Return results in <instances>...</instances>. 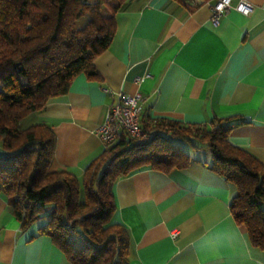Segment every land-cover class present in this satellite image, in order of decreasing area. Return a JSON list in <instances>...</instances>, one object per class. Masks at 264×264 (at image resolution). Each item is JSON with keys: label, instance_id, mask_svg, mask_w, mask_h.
<instances>
[{"label": "crops", "instance_id": "obj_1", "mask_svg": "<svg viewBox=\"0 0 264 264\" xmlns=\"http://www.w3.org/2000/svg\"><path fill=\"white\" fill-rule=\"evenodd\" d=\"M214 1L126 0L120 6L111 43L94 60L99 81L80 74L65 95L27 117V125L45 124L55 135L50 172L82 181L107 147L96 130L119 93L142 96V129L159 120L199 126L225 120L228 142L264 164V0H246L253 5L248 15L232 0L216 24L210 21ZM181 145L190 158L186 168L146 167L112 186L111 222L126 230L128 264H264V251L251 245L230 212L235 185L211 170L206 150ZM37 230L38 224L21 229L0 192V264H70Z\"/></svg>", "mask_w": 264, "mask_h": 264}, {"label": "trees", "instance_id": "obj_2", "mask_svg": "<svg viewBox=\"0 0 264 264\" xmlns=\"http://www.w3.org/2000/svg\"><path fill=\"white\" fill-rule=\"evenodd\" d=\"M125 1L0 0V192L21 229L38 224L37 235L48 236L70 264H128L126 230L111 222L112 186L146 167L186 168L190 158L181 144L187 143L206 150L211 170L235 185L232 217L264 251V164L228 142L225 120L214 118L209 126L150 122L143 127L148 141L120 138L86 168L81 182L63 170L50 172L55 135L45 124L27 125V117L65 95L78 75L99 81L94 60L111 43L114 16Z\"/></svg>", "mask_w": 264, "mask_h": 264}, {"label": "built area", "instance_id": "obj_3", "mask_svg": "<svg viewBox=\"0 0 264 264\" xmlns=\"http://www.w3.org/2000/svg\"><path fill=\"white\" fill-rule=\"evenodd\" d=\"M231 1L215 0L212 3L210 21L213 24H216L220 17L231 8ZM234 9L243 15H248L253 10V5L246 0H239ZM135 82H138V79ZM142 110L143 98L139 93L117 94L116 104L109 107L104 122L96 130V135L106 146L118 142L122 137L145 143L149 136L141 127ZM177 236V231L171 232L173 239Z\"/></svg>", "mask_w": 264, "mask_h": 264}, {"label": "rangeland", "instance_id": "obj_4", "mask_svg": "<svg viewBox=\"0 0 264 264\" xmlns=\"http://www.w3.org/2000/svg\"><path fill=\"white\" fill-rule=\"evenodd\" d=\"M112 5H115V3L114 2H112ZM108 14V10H106V9H103V15H107ZM83 19H81L79 22H78V25L79 24H82L83 23V21H82ZM82 22V23H81Z\"/></svg>", "mask_w": 264, "mask_h": 264}]
</instances>
